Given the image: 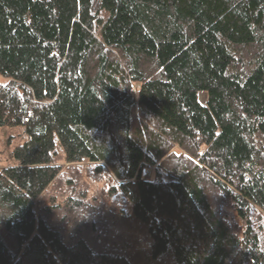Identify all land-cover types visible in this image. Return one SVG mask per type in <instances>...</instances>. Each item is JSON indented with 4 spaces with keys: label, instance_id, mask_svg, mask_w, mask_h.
<instances>
[{
    "label": "trees",
    "instance_id": "obj_1",
    "mask_svg": "<svg viewBox=\"0 0 264 264\" xmlns=\"http://www.w3.org/2000/svg\"><path fill=\"white\" fill-rule=\"evenodd\" d=\"M8 127L0 264H264V0H0Z\"/></svg>",
    "mask_w": 264,
    "mask_h": 264
},
{
    "label": "rangeland",
    "instance_id": "obj_2",
    "mask_svg": "<svg viewBox=\"0 0 264 264\" xmlns=\"http://www.w3.org/2000/svg\"><path fill=\"white\" fill-rule=\"evenodd\" d=\"M200 100L204 101V95L200 96ZM21 131V127L12 129L10 127L6 128L5 131H0V150L3 151L5 148L6 140L10 135H17ZM148 176H150V171L147 173Z\"/></svg>",
    "mask_w": 264,
    "mask_h": 264
}]
</instances>
